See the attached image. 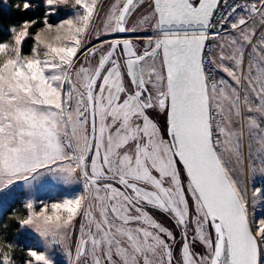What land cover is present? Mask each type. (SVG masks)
<instances>
[{
	"label": "snow or ice",
	"instance_id": "obj_1",
	"mask_svg": "<svg viewBox=\"0 0 264 264\" xmlns=\"http://www.w3.org/2000/svg\"><path fill=\"white\" fill-rule=\"evenodd\" d=\"M44 3L30 56L21 49L36 20L12 26V41L0 42V200L20 195L18 184L47 193L82 182L83 192L55 202L26 200L19 226L37 234L44 249L30 247L28 264H55L46 242H64L78 216L86 223L80 225L75 264L89 257L92 264H172L173 233L145 205L171 214L184 229L183 264H261L264 192L253 190L250 224L247 189L235 178L234 164L244 161L246 121L260 145L254 151L249 143V160L264 165L258 121L264 117V0L232 5L215 23L221 0H154L158 37L149 38L142 54L128 39H100L135 31L125 27L134 0H116L92 47L82 41L97 0H71L74 16L58 23L48 17L70 0ZM31 6L23 0V10ZM221 29L229 35L213 44L218 54L208 59L206 41L215 42ZM78 53L84 61L77 67ZM205 59L212 66L207 73ZM214 71L230 79H216ZM155 109L167 111L169 140L149 115ZM190 224L206 254L190 250ZM205 226L214 229V239ZM0 264H12L2 244Z\"/></svg>",
	"mask_w": 264,
	"mask_h": 264
},
{
	"label": "rangeland",
	"instance_id": "obj_2",
	"mask_svg": "<svg viewBox=\"0 0 264 264\" xmlns=\"http://www.w3.org/2000/svg\"><path fill=\"white\" fill-rule=\"evenodd\" d=\"M2 1V0H1ZM4 4L7 0H3ZM31 8L29 10H33L35 14L40 13V8L43 9V17L35 19L37 23L33 25L30 31V38L24 42L22 45V55L30 56L32 54V47L35 46L34 34L36 31H39L43 27V19L44 13L46 10V5L44 0H31ZM116 0H97L96 11L94 13L93 19L91 21L88 33L85 34L84 40L82 44H85L86 47H92L93 45H98L100 41L95 39L97 33H104V25L107 19V16L110 14V10ZM121 4L124 0H120ZM81 14L83 12L82 9H78ZM154 4L153 0H138L135 7L132 9L128 21L127 28L135 29V31H127L128 40L132 41L136 51L138 54H142L145 46L149 42V38L153 40L158 37V31L154 29L153 25L155 24V18L153 17ZM75 11L71 8V0L69 5L61 6L58 14L49 16L50 23H58L63 19L71 18L74 16ZM239 15H246V13L241 12ZM149 17V19L144 20L143 23L141 21L143 18ZM234 16L232 19H235ZM256 21V24H259V16H255L253 18ZM19 28V26H17ZM230 31V30H229ZM116 33H110L108 35H101V40H113L118 39ZM229 32L222 30L219 37H217L216 41L213 42L215 44H219L223 42L221 37L228 36ZM13 34H10L5 37V41L3 42H11ZM84 51V47L81 48V53ZM78 53L80 57L79 61L76 62V66L78 67L80 63L84 61L83 55ZM218 54V49L214 47L213 52L211 53L210 59H215ZM117 55H120V51L118 49ZM43 58V57H41ZM91 59V58H90ZM98 59V56L97 58ZM96 59H92V63H96ZM211 66V65H210ZM157 67H159V59L157 62ZM212 67V66H211ZM212 75L219 79L221 76H224L226 79H230L223 72L214 71ZM126 86H130L128 84V80H125ZM150 117L154 120V122L159 127V134L164 137L165 140H169V136L167 135V111H160L158 109L149 110ZM258 115V114H257ZM233 129L236 131H240L241 125L238 122V118H233ZM258 121L261 126L264 127V117L258 116ZM245 126L243 127V138L241 140V151L244 156V161L240 165H235L236 172L235 178L242 181V186L247 189V199H248V216L250 224L252 223L253 218V190L255 188H261L262 192H264V172H261V168L264 165L261 164L259 159L249 160V143H252L253 150H257L260 148V145L256 144L252 137L249 135V130L246 126L247 122L245 121ZM214 134L216 133L215 127L213 128ZM250 165L252 166L250 168ZM178 168H181L180 165H177ZM254 168V171L252 170ZM182 174V179H183ZM15 191L20 193L14 199L8 200H0V244L3 245L5 251L10 252L12 264H28L29 261H32L33 258L28 256V249L30 247H35L37 250H44L40 248V245L37 243L40 241V238L37 234L31 232L29 229L20 228L16 233V225H19L18 218L24 217L27 215V209L24 207V204L28 198H32L33 196L42 197L45 199H50V202H55L57 199H62L64 197H72L73 195L79 194L83 192V184L82 182L73 183L69 186H59L57 189H54L50 192L43 191H34L22 189L21 185L14 186ZM259 199V198H258ZM260 204H257V210L259 209ZM37 210H39V204L37 203ZM145 210L149 212L152 218L161 224L163 227L167 228L173 233L174 240L169 241L171 244V250L173 253L172 264H183L182 259V245L184 243L183 232L184 229L176 224L175 218L170 215V217L174 220V222L161 214L158 209L152 208L151 206L145 205ZM24 211H26V215H24ZM163 212V211H162ZM165 213V212H164ZM93 214L98 218V212L96 209H93ZM260 214V213H258ZM9 220L8 226L6 225V221ZM74 226L70 230L68 238L62 242L60 245H51L50 242L47 243L46 251L51 255L54 259L55 264H75V251L76 247L79 244L81 238L80 225L82 223H86L82 216H78L76 220L73 222ZM15 224V230L13 233V238L9 236V231L12 228L9 225ZM206 227V234L211 233L214 239V230L210 226ZM194 229L195 225L190 224L188 228V242L190 244V250L195 253L206 254V249L202 242L198 239L194 240ZM253 231L255 233V226L253 225ZM87 238V237H85ZM9 245L11 248L9 249ZM71 252L72 255L69 256L68 253ZM261 264H264V247L261 249ZM33 264L35 262L33 261ZM81 264H92L91 258L89 257L87 261H81Z\"/></svg>",
	"mask_w": 264,
	"mask_h": 264
},
{
	"label": "trees",
	"instance_id": "obj_3",
	"mask_svg": "<svg viewBox=\"0 0 264 264\" xmlns=\"http://www.w3.org/2000/svg\"><path fill=\"white\" fill-rule=\"evenodd\" d=\"M22 2L23 0H7L4 4V1L0 0V42L5 41V37L10 34V28L12 26H19L25 20H35L43 17V9L40 8L41 12L35 14L33 10H23L22 9ZM30 2H32L30 0ZM20 5V7H17ZM182 168V165H180ZM161 214L165 215L173 222L174 220L170 217L169 214L162 212L159 210ZM24 215H26V211H24ZM9 220L6 221V225L8 226ZM12 228L9 231V236L13 238V231L15 230V224L9 225ZM20 229L19 225H16V233Z\"/></svg>",
	"mask_w": 264,
	"mask_h": 264
},
{
	"label": "built area",
	"instance_id": "obj_4",
	"mask_svg": "<svg viewBox=\"0 0 264 264\" xmlns=\"http://www.w3.org/2000/svg\"><path fill=\"white\" fill-rule=\"evenodd\" d=\"M252 2H254V0H222L219 8L217 9L216 11V14L214 16V19H213V23H215L216 19H218L219 17H221L225 12H227L228 8L231 7L232 5H235V4H240V5H243V6H248L249 4H251ZM239 12H242V11H239L238 10V13ZM233 18V17H232ZM210 33L213 32V31H216V29H209L208 30ZM220 31V34L222 32V29L219 30ZM219 37V36H218ZM217 39V38H216ZM213 41L211 39H209L207 41V44H206V48H205V53H204V56L207 57L208 59H210V56H211V53L213 52L214 50V47H213ZM208 59H205V69H206V73L209 69H211V66L210 64L208 63Z\"/></svg>",
	"mask_w": 264,
	"mask_h": 264
},
{
	"label": "water",
	"instance_id": "obj_5",
	"mask_svg": "<svg viewBox=\"0 0 264 264\" xmlns=\"http://www.w3.org/2000/svg\"><path fill=\"white\" fill-rule=\"evenodd\" d=\"M137 2H138V0H134V7H135V5L137 4ZM221 2H222V0H221ZM153 4H154V0H153ZM221 4V3H220ZM220 6V5H219ZM219 6H218V8H219ZM133 7V8H134ZM132 8V9H133ZM217 8V9H218ZM132 11V10H131ZM217 11V10H216ZM131 13V12H130ZM130 15V14H129ZM129 15L126 17V20H125V27L127 28V21H128V18H129ZM117 38L119 39V40H121V41H123L124 39H126L127 38V31H125V32H123V33H119V32H117ZM131 43H132V45H133V50L134 51H136V49H135V46H134V44H133V42L131 41ZM206 44H207V41H206ZM206 44H205V48H206ZM137 52V51H136ZM204 53H205V51H204ZM137 54H138V52H137ZM170 138V137H169ZM250 222V221H249ZM214 230V229H213ZM215 234V233H214Z\"/></svg>",
	"mask_w": 264,
	"mask_h": 264
},
{
	"label": "crops",
	"instance_id": "obj_6",
	"mask_svg": "<svg viewBox=\"0 0 264 264\" xmlns=\"http://www.w3.org/2000/svg\"><path fill=\"white\" fill-rule=\"evenodd\" d=\"M239 13H241V12H239ZM239 13H238V14H239Z\"/></svg>",
	"mask_w": 264,
	"mask_h": 264
}]
</instances>
